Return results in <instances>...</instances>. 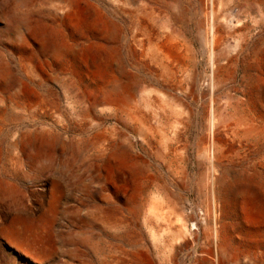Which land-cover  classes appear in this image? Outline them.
I'll use <instances>...</instances> for the list:
<instances>
[{"label": "rangeland", "instance_id": "1", "mask_svg": "<svg viewBox=\"0 0 264 264\" xmlns=\"http://www.w3.org/2000/svg\"><path fill=\"white\" fill-rule=\"evenodd\" d=\"M106 2L0 0V67L6 74L0 78V185L9 182V176L5 175L8 169V174L13 176L10 182L13 195H4L0 190V225L6 235L14 232L25 239L37 234L42 241L47 240L45 243H50L51 235L62 230L65 244L58 245L57 259L65 257V251L76 249L75 258L68 261L69 264H118L120 257L128 259L135 247L147 244H155V264L169 262L170 255H173L174 264H209L208 261L214 260L209 254L213 241L211 190L208 166L200 146L208 134L205 115L210 103L207 91L211 58L226 59L234 55L238 61L239 74L235 84L216 93L222 104L232 90L243 92L255 78L264 82V0H124V3L112 4V8ZM60 3L69 5L68 13L55 12ZM143 6L155 16L151 22L153 41L149 42L140 34L141 51L149 55L160 44L158 35L163 30L160 24L167 21L169 30L180 35L182 42L185 41L195 53L205 93L196 99H185L186 105L169 102L171 95L175 93L174 96L181 97L184 92L176 89L173 93L162 88L156 82L160 73L158 67L149 57L142 59L133 54L128 45L137 31V21L147 19L141 13ZM114 10L119 12L112 13ZM226 11L234 15L233 25H225L223 13ZM242 12L249 14V21L246 26L234 29L236 15ZM23 16L31 22L30 30L14 28ZM109 22H114L120 29L121 37L116 42L109 39ZM213 23H217L216 38L221 35L224 42L212 53L210 28ZM175 55L177 58L171 59V64L178 69L186 88L190 74L186 48L181 46L179 54ZM117 57L144 84L146 92L138 95L137 102L141 104L143 97L158 100L162 108L154 107V110L161 112L163 109L169 122L191 116L178 155L172 156L170 170L158 160L157 145L150 157L143 155L142 161L149 162L153 176H146L147 182L143 179L144 190H140L128 162L118 164L124 173L123 180L110 179L109 153L98 156L110 131H122L125 138L134 143L140 142L138 134L116 116L102 113L103 107L92 106L86 101L92 90H103L110 84ZM28 69L34 71L33 75ZM256 97L257 92L253 91L254 114L264 115ZM140 104L141 113L150 115L151 110L141 108ZM153 122L163 131L161 134L170 130L171 125ZM36 134L38 136L34 137ZM37 141L41 143L39 149L32 146ZM25 150L27 152H23ZM184 154L187 158L186 179L178 175L177 163ZM19 158L23 160V168H17ZM251 163L259 167L256 173L264 177V144L252 152ZM262 187L264 191V184ZM152 204L163 207L165 216L174 220L179 216L187 219L185 233L176 221L168 225L162 220L164 216L158 221L153 219ZM50 207L56 209L53 211ZM100 210L105 221L112 225L123 222L130 230L118 234L114 230L104 231L97 222ZM232 211L227 209L226 213L225 210L219 223L220 239L232 260L236 264H264V222L255 211L249 213L251 220L248 222L242 207L239 208L242 217H236ZM243 231H248V235ZM83 233H91L95 238L93 243L99 244L104 253L93 255L82 245L80 237L77 238ZM173 247L175 251H172ZM0 264H8L1 254Z\"/></svg>", "mask_w": 264, "mask_h": 264}, {"label": "bare ground", "instance_id": "2", "mask_svg": "<svg viewBox=\"0 0 264 264\" xmlns=\"http://www.w3.org/2000/svg\"><path fill=\"white\" fill-rule=\"evenodd\" d=\"M107 1L109 2L108 6L110 8L113 7L112 4L116 5V4L124 3V0H107ZM54 6L55 5H53V8ZM68 6L69 5L66 6V4L60 3V5H58L57 7L55 6L56 7L55 12L63 14L68 10L69 8ZM146 8H144L143 6L141 9V13L145 14L147 19L145 21H139V22L137 21L138 24L137 31L133 34V37L128 43V45L130 46V49L133 54L137 56L139 55L140 57H142V59H147L149 57L151 63L154 64L156 67H158L160 73L157 75L156 82L162 88L169 89L173 93L174 91H176V89L183 91L184 95L189 93V95L186 96L182 94V96L184 97L174 96L176 95L174 93V95H171L170 97L171 99L169 101L170 103L173 104L178 103L180 105H186L187 102L185 101V99L186 100L196 99L197 97L202 95V93H205L203 92L204 90L201 86L202 76L198 69V62L196 61L194 55L195 53L192 52L191 47L189 45H186V43H184L185 41L182 42L181 40L182 38L180 35L176 34L175 31L173 30H169V28L167 27V21H162L160 24L161 28L163 29L162 33L158 35V40H160V44H158L156 48L152 49L149 55L144 53V50L141 51L139 49L141 47V40L139 38V36H141L140 34L146 37V39L149 42H152L154 38L152 34L154 33V31L152 32L153 29L151 26V22L154 20L155 13L149 12ZM224 8L226 9L225 6ZM125 10L126 9H124L123 11ZM117 11L114 10L112 13H115ZM122 13L125 14L124 12ZM225 13H223L225 15V21H224L225 25L226 26L233 25L234 15H231V12L230 13L227 12L226 14ZM248 19H249V14L247 12H242L236 15V25L234 26V29H239L240 27L246 26V24L249 21ZM114 21L116 22V20ZM216 24L213 23V25L210 28L212 32V43H211L213 49L212 53L216 50V47L218 45H221L222 42H224L221 35L218 39L216 38L217 35ZM14 28L30 30L31 22L28 20L26 16H23L21 21L18 22V24L15 25ZM107 31L111 42H116L118 39H120L121 37L120 29L117 26V24H115L114 22L108 23ZM181 46L185 47L187 50V58L190 67V74L187 83L188 85L186 88L184 86L183 81L181 80V77H179L178 69L171 64V59L177 58L175 54L177 55L179 54L181 50ZM113 62L115 61L113 60ZM114 65H115V69L110 84L103 90H98V91L92 90L86 97V101L90 102L92 106L103 107L101 109L102 113L107 114L109 116H116L121 123H123L125 126L129 128L131 127V129L138 134L141 143L139 141L138 143H134L131 140L126 139L125 138L126 134H124L122 131H118V130L110 131V133H108L107 138L105 139L104 147L102 149L99 148L100 150L98 152L99 153L98 156L104 157L105 155H107V152L109 153L110 162L109 161L108 162L110 163L109 164L110 179L119 178L123 180L124 173L121 172L122 169L119 170L121 167L118 168L119 166L118 164L119 163L121 164L123 162H128L131 167L133 176L136 177L137 179L136 181L139 182L140 187L139 186L138 187L141 190L143 189L142 186L143 179L144 181L147 182L146 176H148L149 178L153 177L151 174L149 162L142 161L143 155L150 157L153 154L154 148H156L157 145L158 147H157L156 155L158 160L161 162V165L167 167L170 170L172 156H174V154L178 155L176 153H178L177 151L179 149V145H181L184 141V133L190 125L191 116L190 117L186 116L185 118H179L174 122H169L170 120L165 117V111L163 109L161 112H156L154 110V107L159 108V110L162 108L159 106L160 103L158 100L143 97L141 98L142 102L140 104L139 102H137V99L139 94H145L146 92L144 84L141 83V81L135 78L134 75H132L128 71L123 61L119 57H117V61L115 62ZM4 70L5 69L0 67V78L6 76ZM32 70H29V73L31 75H33L34 72ZM238 74H239V66L236 56L230 55L226 59L223 58L214 59V57L212 56L210 85L207 91L208 96H210V103L206 110L207 114L205 115L206 129L208 131V134L204 136V138L202 139V144L200 146L201 153L203 154L204 159L208 166V172H209L208 177L210 181L209 184L211 190V217H212L211 222L213 225V229H212L213 241H212V248L209 254H211L214 257L213 258L214 260L213 261L206 260L209 262V264H236L232 260L228 248L222 243L220 239V235L222 232L220 233L219 223L221 222L220 220L224 218V217L222 218V215L224 214L225 210L227 213V209L228 210L231 209L233 210L232 211L233 215H235L236 217H240V216L242 217V214L239 211V208L242 207L244 213L243 215L244 216L247 215L246 222L251 220V216L249 214L251 213V211H255L257 213V216H259L258 218L261 219L260 221L264 222V191L262 190L263 188L262 186L264 184V177L258 175L257 174L258 172L256 173V170L257 168L259 169V167L255 165L253 166L251 163L252 152L255 149H258L260 145L264 144V115L254 114L253 98H252L253 91H256L257 97L260 102L259 104L262 110L264 111V82L262 80L257 81L255 78V82L252 81L249 82L248 83L249 85L246 86L243 92L240 93L237 89L232 90L231 94H229L224 104L221 103V100L216 98V93L218 91L225 89L229 84L234 83L236 81ZM82 99L85 98L83 97ZM8 100L10 99L8 98ZM139 104L141 105V108L151 110V114L150 115L142 114L141 111L139 110L140 109ZM4 105H6V103ZM189 114H190V110H189ZM154 120L159 121V123L161 124L164 123L167 125H171L170 130L164 131V133L161 134V132L163 131L158 130V128L154 125L153 122ZM35 136L38 135L36 134L34 135V137ZM41 139L42 138L39 137V140ZM31 145L32 144H30V146ZM32 146H34L36 149H39L41 148V143L37 141L34 142ZM137 148H140V150L138 151ZM30 150L33 151V149ZM23 152H27V151L25 150ZM16 162H17L16 165L18 166L17 168H23V160L21 158H19V160L17 159ZM177 163H178V175H180L182 179H186L188 175V171H187V158L185 154L184 156L181 155V157L178 158ZM224 169H227L225 170L227 172H225ZM262 169L264 170V166L262 167ZM12 170L13 167L11 166V171ZM9 171L10 169H8V172ZM8 172L5 175H8L10 177V178L8 177L9 182H2V184L0 185V190L4 195L11 196L13 195V189H12L13 185L10 182H12L13 176L9 175L10 173L8 174ZM92 173H94V170H92ZM47 181H48L47 179L44 180L45 183H47ZM98 185L100 184L98 183ZM98 192L99 191H97V193ZM138 193L140 192L138 191ZM55 209L56 207H54L53 211ZM101 212L102 211L100 210L98 214L97 222H99L102 225L104 231L106 230L107 232V230L108 231L114 230V232H116L117 234L128 231L129 229L128 224L121 222L120 224L112 225L111 223L105 221V218H103ZM163 212H164L163 207L161 208L160 205L152 204L150 208V213L153 219H156L158 221L164 216L162 220H165L168 225L172 224L173 221H176L181 225L180 226L181 230L183 228L182 231L183 233H185L188 226L187 219H185L183 216H179L176 220H174L168 216H165L164 214L165 212L164 213ZM4 219L6 220V218ZM233 222L235 223L234 220ZM152 230L154 231L155 228H153ZM247 232L244 233L248 235ZM6 234L4 228L0 225V254L3 255V257H5L8 264H69L68 261L70 260L73 261L75 258L74 251L76 249H74L73 251L71 249L72 252L65 251L66 256L68 253L67 257L63 256L62 259L59 258L57 259V256L59 255L58 245L65 244V238L62 230L57 231L55 233L56 234L55 236L50 234L52 236L50 237L49 235L50 243H45L47 240L44 242L42 241V239H39L37 237V234H34V237H28V238L25 237V239L19 237L20 235L17 236L14 232L11 234L8 233V235ZM72 234L73 232H70V235ZM77 235L79 234H76V236ZM154 235L156 234H153V236ZM104 237L106 238V236ZM77 239H79L82 245L87 246L89 250L93 252V255L95 253L98 254L101 251L102 253H104L103 252L104 250H102L99 244L97 245V243L96 244L93 243L95 241L93 239L95 238L91 233H83L82 235H79ZM134 250L135 251L130 254L131 256L128 259H123L120 257L118 264H155L154 263V258L156 254L155 244L154 245L147 244L146 246L135 247ZM172 251H175L174 247ZM62 254L63 253H61V256ZM104 260H106V258ZM165 263L174 264L173 255L172 256L170 255V261L169 262L165 261Z\"/></svg>", "mask_w": 264, "mask_h": 264}]
</instances>
